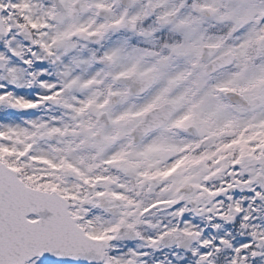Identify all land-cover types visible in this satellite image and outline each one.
<instances>
[{
    "label": "snow or ice",
    "instance_id": "1",
    "mask_svg": "<svg viewBox=\"0 0 264 264\" xmlns=\"http://www.w3.org/2000/svg\"><path fill=\"white\" fill-rule=\"evenodd\" d=\"M0 264H264V0H0Z\"/></svg>",
    "mask_w": 264,
    "mask_h": 264
},
{
    "label": "rangeland",
    "instance_id": "2",
    "mask_svg": "<svg viewBox=\"0 0 264 264\" xmlns=\"http://www.w3.org/2000/svg\"><path fill=\"white\" fill-rule=\"evenodd\" d=\"M167 251H169V250H164V252H167ZM156 258H158L160 261H163V259H164V253L163 252H161V253H156Z\"/></svg>",
    "mask_w": 264,
    "mask_h": 264
}]
</instances>
